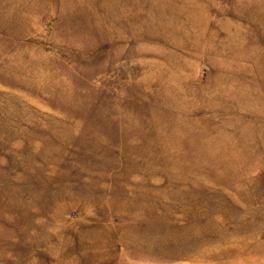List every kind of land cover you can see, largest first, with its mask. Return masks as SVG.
Returning a JSON list of instances; mask_svg holds the SVG:
<instances>
[{
	"label": "rangeland",
	"instance_id": "1",
	"mask_svg": "<svg viewBox=\"0 0 264 264\" xmlns=\"http://www.w3.org/2000/svg\"><path fill=\"white\" fill-rule=\"evenodd\" d=\"M0 264H264V0H0Z\"/></svg>",
	"mask_w": 264,
	"mask_h": 264
}]
</instances>
